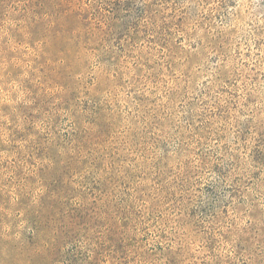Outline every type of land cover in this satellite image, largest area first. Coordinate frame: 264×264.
I'll list each match as a JSON object with an SVG mask.
<instances>
[{
  "label": "rangeland",
  "instance_id": "obj_1",
  "mask_svg": "<svg viewBox=\"0 0 264 264\" xmlns=\"http://www.w3.org/2000/svg\"><path fill=\"white\" fill-rule=\"evenodd\" d=\"M0 264H264V0H0Z\"/></svg>",
  "mask_w": 264,
  "mask_h": 264
}]
</instances>
